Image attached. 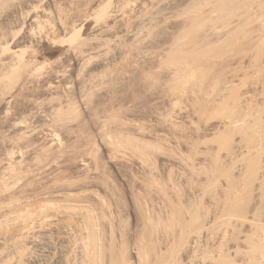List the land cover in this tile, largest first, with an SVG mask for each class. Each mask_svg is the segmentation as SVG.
<instances>
[{
  "label": "rangeland",
  "instance_id": "obj_1",
  "mask_svg": "<svg viewBox=\"0 0 264 264\" xmlns=\"http://www.w3.org/2000/svg\"><path fill=\"white\" fill-rule=\"evenodd\" d=\"M157 1L0 0V264H264V0Z\"/></svg>",
  "mask_w": 264,
  "mask_h": 264
},
{
  "label": "bare ground",
  "instance_id": "obj_2",
  "mask_svg": "<svg viewBox=\"0 0 264 264\" xmlns=\"http://www.w3.org/2000/svg\"><path fill=\"white\" fill-rule=\"evenodd\" d=\"M191 0H159L156 2L155 7L152 9L151 13L139 18L135 24V28L129 33V37L132 39H135L139 36H141L151 25H153L157 20H161L163 18H167L168 16H170L173 11L181 4V3H188ZM40 108V107H39ZM42 109V108H41ZM46 109V108H45ZM48 109V108H47ZM41 111H45V110H41ZM40 110H36L30 117L32 123L33 122H42L43 120L46 119V117L44 116L45 114H43V112H41ZM46 113V111L44 112ZM29 119V118H28ZM29 119V120H30ZM30 121V123H31ZM33 125V124H32ZM34 126V125H33ZM15 128V126L13 127ZM262 236V235H261ZM258 240V239H257ZM9 246V245H8ZM11 246V245H10ZM9 246V248H10ZM13 247V245H12ZM11 247V248H12ZM8 247L6 248V251H9L7 249H9ZM14 248V247H13ZM12 248V249H13ZM253 249V247H252ZM251 249V250H252ZM14 250V249H13ZM9 253V252H8ZM253 253V252H252ZM96 255V254H95ZM259 256V255H258ZM261 257V256H260ZM98 258V257H97ZM96 258V259H97ZM258 259V258H257ZM260 259V258H259ZM95 260V259H94ZM100 260V259H99ZM263 260V259H262ZM264 262V261H263ZM83 264V263H82ZM96 264V263H95Z\"/></svg>",
  "mask_w": 264,
  "mask_h": 264
}]
</instances>
